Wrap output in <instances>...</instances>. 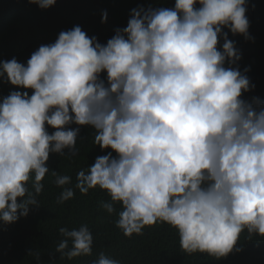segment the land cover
I'll use <instances>...</instances> for the list:
<instances>
[{
	"label": "clouds",
	"instance_id": "obj_1",
	"mask_svg": "<svg viewBox=\"0 0 264 264\" xmlns=\"http://www.w3.org/2000/svg\"><path fill=\"white\" fill-rule=\"evenodd\" d=\"M29 2L46 9L56 0ZM246 11V0L138 5L106 44L76 25L26 64L0 61V80L32 90L0 99V221L39 206L50 153H78L75 124L91 126L94 144L111 149L78 171L75 187L105 190L109 214L121 203L116 225L125 236L167 223L185 253L216 258L240 251L245 230L264 236V101L242 98L255 85L228 38V31L249 38ZM52 173L63 188L58 203L73 198L63 187L71 177ZM58 231L61 258L92 254L86 224ZM92 264L121 262L102 252Z\"/></svg>",
	"mask_w": 264,
	"mask_h": 264
},
{
	"label": "trees",
	"instance_id": "obj_2",
	"mask_svg": "<svg viewBox=\"0 0 264 264\" xmlns=\"http://www.w3.org/2000/svg\"><path fill=\"white\" fill-rule=\"evenodd\" d=\"M246 3L249 38L243 34L234 35L228 29L224 31H228V38L235 41L241 54L237 61L239 69L243 73L248 68L246 75L250 84L255 85L244 92L242 98L251 102L258 97L264 101V0H246ZM174 4L175 0H56L55 5L42 9L29 0H0V61L15 57L26 64L41 45L54 43L61 31L76 25L89 37L95 35L100 43L106 44L116 28L127 26L131 9L138 5L171 8ZM105 11L107 20L102 23ZM223 42L220 39L218 48ZM101 78L106 81V72ZM13 90L32 94L31 89H20L0 80V99ZM69 127L80 128L76 143L78 153L67 155L70 151L67 148L63 149L64 156L50 153L46 162L49 172L37 196L39 206H30L29 214L14 223L0 221V264H92L102 252L121 264H264V236L250 235L246 230L235 245L241 250L234 249L221 258L200 252L185 253L177 230L167 223L145 227L143 234L125 236L116 225L119 212L123 210L121 203L113 202L115 211L109 214L102 207L104 202H111L105 190L96 187L82 194L75 187L78 171L87 170L98 156L111 149L102 150L94 144L95 130L91 126L73 124ZM48 131L51 134L55 129L49 126ZM52 171L71 177V184L63 187L74 190L73 198L58 203L63 188L56 185ZM31 183L30 180L29 187ZM85 224L93 235L92 254L61 258L56 248L64 237L58 229H78Z\"/></svg>",
	"mask_w": 264,
	"mask_h": 264
}]
</instances>
